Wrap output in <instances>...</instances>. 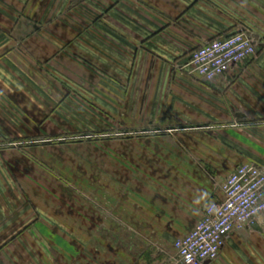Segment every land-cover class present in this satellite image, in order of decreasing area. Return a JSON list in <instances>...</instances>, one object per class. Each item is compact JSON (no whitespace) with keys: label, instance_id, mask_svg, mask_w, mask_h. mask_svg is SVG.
<instances>
[{"label":"crops","instance_id":"crops-1","mask_svg":"<svg viewBox=\"0 0 264 264\" xmlns=\"http://www.w3.org/2000/svg\"><path fill=\"white\" fill-rule=\"evenodd\" d=\"M240 30L258 58L201 80L191 52ZM84 106L123 107L141 136L83 162ZM0 134V264H62L65 235L104 257L91 264H172L233 169H264V0H0ZM203 264H264V214Z\"/></svg>","mask_w":264,"mask_h":264},{"label":"built area","instance_id":"built-area-1","mask_svg":"<svg viewBox=\"0 0 264 264\" xmlns=\"http://www.w3.org/2000/svg\"><path fill=\"white\" fill-rule=\"evenodd\" d=\"M261 40L247 31L217 36L191 52L193 71L201 80L223 78L256 58ZM0 134V146L5 145ZM224 198L205 208L202 218L174 242L172 264H203L217 260L226 238L234 231L253 227L264 214V169L245 161L225 178Z\"/></svg>","mask_w":264,"mask_h":264},{"label":"rangeland","instance_id":"rangeland-1","mask_svg":"<svg viewBox=\"0 0 264 264\" xmlns=\"http://www.w3.org/2000/svg\"><path fill=\"white\" fill-rule=\"evenodd\" d=\"M261 44V43H260ZM260 52H258L256 58H258ZM254 58V59H256ZM243 69H239L238 71H242ZM101 81V80H100ZM82 83L85 84L86 87L91 88L93 91H96V89H98L99 87V80H89L87 78H82L81 80ZM103 90V89H101ZM102 96L107 98L108 96H105L103 94V92H101ZM117 105H115L114 107H116ZM119 106V105H118ZM118 110L115 111L114 116L110 115L109 113H107L105 110H102L100 108L98 109H93L90 107H83L82 110V120H81V128H80V132L77 134V138L79 140H81L80 142V154L82 156V161H89V159H92L89 156V152L94 149V147H98V149L103 152L105 151V143H104V138H114V140H117V138H137V136H141L138 135L139 132H137L135 126H131L130 128H127L124 125L120 124V119L119 118H124V108L119 107L117 108ZM97 111L96 113L99 114L101 113V115H106L107 117H109L110 119H106V121L108 122L109 120L113 119L114 124L113 125H94L93 123H89L90 119L92 117H90V113L92 111ZM85 111V112H84ZM87 111V112H86ZM93 111V112H94ZM103 117V116H102ZM132 121V120H130ZM182 125V124H181ZM177 131L176 133V138H180L179 134H183L184 133V128L180 127V125H177ZM162 130H169V128L165 127ZM172 130V129H170ZM168 134V133H166ZM174 134V133H171ZM76 135V134H75ZM134 136V137H131ZM257 155L260 157L261 161L264 163V138H257ZM73 154V153H72ZM83 161V162H84ZM69 230L70 227H68ZM73 239L71 236H64V239L59 240V243L57 244V247H62L64 248V253L63 255L60 254L59 255V259L58 261L62 264H91L92 261L88 259V257L93 258V261H97V260H103L104 257L98 254H91L92 253V247H89V243L87 242V244L82 247L83 252L82 254L79 253H75L72 250V246H73ZM56 245H54V240H49L48 242V247L50 248V252L52 249L55 248ZM88 249H91V253L89 252ZM50 256H52V254H50ZM87 257V258H85Z\"/></svg>","mask_w":264,"mask_h":264}]
</instances>
